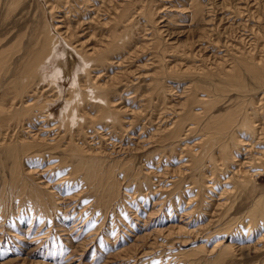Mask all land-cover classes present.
I'll return each instance as SVG.
<instances>
[{
	"label": "rangeland",
	"instance_id": "obj_1",
	"mask_svg": "<svg viewBox=\"0 0 264 264\" xmlns=\"http://www.w3.org/2000/svg\"><path fill=\"white\" fill-rule=\"evenodd\" d=\"M52 26L77 66L110 51L93 82L64 66L22 87ZM246 65L264 66V0H0V264H264V81ZM244 113L250 168L221 153Z\"/></svg>",
	"mask_w": 264,
	"mask_h": 264
},
{
	"label": "bare ground",
	"instance_id": "obj_2",
	"mask_svg": "<svg viewBox=\"0 0 264 264\" xmlns=\"http://www.w3.org/2000/svg\"><path fill=\"white\" fill-rule=\"evenodd\" d=\"M55 15V14H54ZM126 15V14H125ZM48 17V16H47ZM51 18V17H50ZM53 18V17H52ZM123 18H125V16H123ZM49 19V18H48ZM48 19H47V21H48ZM51 22V21H50ZM54 25V24H53ZM49 26V25H48ZM46 28V32H44V37H43V41H42V45H41V48L37 51V52H35V54H34V58L33 59H31L29 62H28V65H27V68H26V72H25V74L27 73V75H26V77H25V79H26V81H24V83H23V85H22V87H24L25 85H26V87L27 88H31L32 86H27V85H29V82H32V83H34V80H36V78L35 79H33L34 77H40L39 79H41L42 80V82H44L45 80H47L48 78H50V80L51 81H54V82H56V83H54V82H51V86H53V85H56V86H58L59 85V81L62 79V77H64L65 75V69H64V66H65V68H67L68 70H70L71 68H72V72H73V74L72 75H70V77L68 78L69 80L70 79H72V84L74 85V87L75 88H77V86H79V88H80V80H79V78H80V75H79V73H80V71H82L83 73L85 72V75L88 77V81H94L93 80V78H92V74H91V71H90V69H87V67L89 66V64L90 63H92L93 65H95L96 67H98V66H102V65H104V64H108L109 63V61H110V59L108 58L109 57V53H110V51H107L106 53H104V54H102V53H95V54H92L91 56H86V57H89V58H85V56L83 57V55H81L80 53H79V50H78V56H80V60H81V62L79 63V65L77 66L76 64V62L79 60H77V61H75L74 63H71V62H69L68 60H67V58H68V56H67V50L69 49V48H67V52L65 51V50H62V48L60 47V43H61V41H60V39L63 41H65L66 42V44L70 47V43L66 40V38L64 37V34L63 33H61V31H59V29H60V27H58V28H55V29H53L54 27L52 26V27H45ZM52 29V30H51ZM54 30V32H55V34H57V35H59L58 37L57 36H55V35H52V31ZM61 30V29H60ZM70 30V29H69ZM54 34V33H53ZM71 34V33H70ZM75 36H77V35H75ZM70 37H71V35H70ZM71 39H72V37H71ZM75 39V38H74ZM4 42V41H3ZM2 42V43H3ZM22 42V41H21ZM18 43H19V41H18ZM38 44L40 45L41 44V42L40 41H38ZM18 45H16L15 44V48L17 47ZM34 46V45H33ZM66 47V46H65ZM85 47V46H84ZM13 48V47H12ZM11 48V49H12ZM35 48V47H34ZM86 49V48H85ZM13 50V49H12ZM19 49L17 48L16 49V53H17V51H18ZM11 51V50H10ZM10 51L8 52V55H9V53H10ZM70 51H72V50H70ZM22 52V51H21ZM20 51H18V53H21ZM33 52V51H32ZM75 52H77V49H76V51ZM98 52V51H97ZM17 53V54H18ZM16 54V55H17ZM28 54V53H27ZM71 54V53H70ZM91 54V53H90ZM31 55V54H30ZM29 56V55H28ZM72 56V54L70 55V57ZM73 58H75V57H73ZM71 59V58H70ZM6 60H9V59H6ZM73 62V61H72ZM79 62V61H78ZM7 63V62H6ZM63 65H62V64ZM72 64V65H71ZM7 65V64H6ZM26 65V64H25ZM73 66V67H72ZM246 66H248L249 68H247V70H249V72L251 73V75L253 76V78L254 79H256V80H258V81H261V82H263L264 81V76H263V74H264V66L263 65H259V66H255V65H246ZM251 66V67H250ZM25 67V66H24ZM92 67V66H91ZM94 67V66H93ZM70 68V69H69ZM65 70V71H64ZM89 70V71H88ZM23 71H25V69L23 70ZM69 75V74H68ZM23 77V76H22ZM24 78V77H23ZM82 78V77H81ZM86 78V77H85ZM38 79V78H37ZM230 79H232V78H230ZM234 80V79H233ZM235 80H239L238 78L237 79H235ZM21 81V80H20ZM19 81V82H20ZM62 81V80H61ZM84 81V80H83ZM64 81H62L61 83H63ZM89 82V83H90ZM37 83V82H36ZM85 83V82H84ZM64 84H66V83H64ZM67 84H68V82H67ZM78 84V85H77ZM92 84V83H91ZM90 84V85H91ZM60 85H62V84H60ZM77 85V86H76ZM86 85V84H85ZM38 86V85H37ZM36 86V87H37ZM65 86V85H64ZM63 86V87H64ZM72 86V85H71ZM70 86V87H71ZM93 86V85H92ZM96 86H98L97 84H96ZM96 86H93V88H91V91L92 92H95V90H97V87ZM239 86H241V85H239ZM18 87V86H17ZM83 87H84V85H83ZM79 88H78V90L76 89H74L73 88V98H74V100H76L79 96H82V93H81V91H79ZM242 86L241 87H239L238 89L239 90H242ZM26 89V88H25ZM24 89V90H25ZM37 89V88H36ZM40 89V88H39ZM81 89V88H80ZM104 89L105 90H102V88H99L98 90L99 91H101V92H103V91H105V92H107L108 90H106V89H108V88H106V87H104ZM35 90V89H34ZM54 90V89H53ZM97 90V91H98ZM72 91V90H71ZM88 91V90H87ZM111 91V90H110ZM245 91V90H244ZM20 92V91H19ZM28 92V91H27ZM55 92V91H54ZM61 92V91H60ZM67 92V91H66ZM84 92V91H83ZM86 92V91H85ZM109 92V91H108ZM88 93V92H87ZM104 93V92H103ZM59 94V93H58ZM85 94V93H84ZM63 95V94H62ZM60 96V95H59ZM70 97H71V95H69ZM71 97V98H72ZM95 99H97L96 97H94ZM64 99V98H63ZM86 99V98H85ZM106 99V98H105ZM66 100V99H65ZM87 100H88V98H87ZM87 100H85V101H87ZM107 100V99H106ZM105 100V101H106ZM64 101V100H63ZM78 101H80V100H78ZM70 104H71V109L69 110V112L67 113V112H65L64 111V109L62 110V112H61V117H62V121L65 123V124H70V125H72V123H74V124H76V122L80 119V117H77L76 116V119H75V117H74V115L75 114H77V111H79L80 109H78V105H80V102H76V101H72V100H69L68 101ZM82 102H84V98H83V101ZM55 103V102H54ZM53 103V104H54ZM252 104H254V101H252L251 102ZM251 103H250V106H252L251 105ZM47 104V105H46ZM46 106H44L43 105V107H45V109H44V111L46 110V107H48V108H50L53 104H50V103H48V102H46ZM257 104V103H256ZM74 105H75V107H74ZM86 105V104H85ZM84 105V106H85ZM243 105V104H242ZM87 106V105H86ZM260 107H259V110H263V106L262 105H259ZM106 107V106H105ZM47 108V109H48ZM108 108V107H107ZM43 109H40V110H43ZM83 109H84V107H83ZM29 110H31V109H29ZM242 110H243V108H242ZM28 111V110H27ZM32 111V110H31ZM80 111H82V110H80ZM87 111V110H86ZM49 112H51V111H49ZM89 112V111H88ZM99 112V111H98ZM31 113H33V112H31ZM83 113V112H82ZM81 113V114H82ZM79 114H80V112H79ZM242 114H243V112H242ZM245 115H243V119H242V121H241V123L239 124V126L235 129H233L232 131H231V136H229L230 137V139H229V141H228V143L222 148V155H223V157L225 158L224 160H225V162L226 163H235V160L238 158L237 157V155H238V152L240 153H244L245 152V154L246 155H248V156H246L247 157V159H248V166H247V168H250V166H253V165H255L257 162H258V158H257V156L260 154L259 153V151H261V150H258V152L255 150V147L253 146V144H251L250 145V148L248 149L246 146H243L242 145V142H240V138H239V133H240V131H242V129H247V131L248 132H250L249 133V141L250 142H253L254 143V141H257V136H256V134H258L259 133V135H261L260 134V132H259V130H258V127L257 126H255V124H254V122H252V121H250V119H248V115H247V113H244ZM60 115V114H59ZM89 115V114H88ZM255 116V115H254ZM87 117V116H86ZM104 116L102 115L101 116V118H103ZM85 118V117H84ZM93 118V117H92ZM95 119H96V117H94ZM94 119V120H95ZM92 120V119H91ZM234 120H236V119H234ZM234 120H229L228 122H227V125H226V128L224 129V131H223V134L225 133L226 134V132L228 131V129H231V128H233L234 126L231 124ZM237 122V121H236ZM94 123V122H93ZM73 124V125H74ZM231 126H233V127H231ZM254 126V127H253ZM219 131H220V133L222 132V130H223V128H222V126L221 125H219ZM81 128V127H80ZM252 138H254V140H252ZM253 150H255V154L256 155H253L252 154V152H253ZM258 153V155H257V153ZM261 157H263L264 158V154L262 153V155H261ZM262 158V159H263ZM241 160V159H240ZM257 161V162H256ZM260 162V161H259ZM260 163H264V161H262L261 160V162ZM90 169H92L91 170V173L90 174H93L94 172H95V170H96V168H94V166H90V167H88L87 165L85 166V170L84 171H88V170H90ZM109 170V169H108ZM244 174V176H242V177H246L247 179H250V178H253L254 176L252 175H249V174H251L250 172H249V170H246L245 172H243ZM111 174V173H110ZM107 178V177H106ZM109 184V183H108Z\"/></svg>",
	"mask_w": 264,
	"mask_h": 264
}]
</instances>
